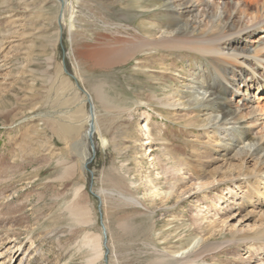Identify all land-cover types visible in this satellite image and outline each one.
<instances>
[{
    "label": "rangeland",
    "instance_id": "obj_1",
    "mask_svg": "<svg viewBox=\"0 0 264 264\" xmlns=\"http://www.w3.org/2000/svg\"><path fill=\"white\" fill-rule=\"evenodd\" d=\"M221 1L211 0L217 11ZM69 2L62 7L60 0H0V264H38L41 256L50 264H86L89 250L81 242L87 238L102 243L103 257L96 264H160L162 253L183 257L201 245L217 243L235 250L214 249L194 264H264V150L255 154L256 146L250 148L242 140L241 123L213 118L218 114L213 105L201 109L207 94L195 109L158 103L175 88L183 95L195 87L201 92L210 72L207 62L190 51L136 53L118 62L120 44L133 42V36L154 22L163 25L162 11L144 12L136 8V0ZM254 10L249 6L245 15ZM221 19L209 26L222 25ZM231 19L238 26L247 22L241 19V24L232 12L227 23ZM4 34L10 36L7 43ZM260 34L264 28L242 36L240 50L262 41ZM240 75L237 70L235 78L228 75L234 82L230 89H244ZM256 84L258 95H264V80ZM95 85H102L119 108L101 106ZM83 98L89 99L81 105V114L93 107L94 151L85 124L71 137L61 136L55 122L44 116L54 113L61 116L59 121L77 122L83 114L68 119L66 112L74 115ZM227 98L232 109L243 103L236 93L229 92ZM250 109L241 107L240 112L247 121L254 119L249 129L259 134L264 107L258 120ZM196 113L205 120L211 115L213 121L199 127L193 122ZM145 118L149 125L139 133ZM145 132L152 145L144 144ZM232 147L242 148L241 154L234 155ZM175 160L183 172L172 170ZM155 171L161 174L156 181ZM209 173L224 177L211 183ZM145 176L158 191L171 193L166 202L146 197ZM196 176L204 184L202 190L191 183ZM115 190L133 195L146 208L125 204L110 195ZM77 202L86 208L88 224L69 216L68 208ZM100 221L105 226L106 261ZM120 223L130 230L121 229Z\"/></svg>",
    "mask_w": 264,
    "mask_h": 264
},
{
    "label": "bare ground",
    "instance_id": "obj_2",
    "mask_svg": "<svg viewBox=\"0 0 264 264\" xmlns=\"http://www.w3.org/2000/svg\"><path fill=\"white\" fill-rule=\"evenodd\" d=\"M60 1L62 2L60 3L62 4V7L68 6L70 4L69 0H60ZM226 1L222 0L220 2L221 5L220 11H217V8L213 7L211 0L210 1L209 0H174V1L144 0L141 3L139 2V0H136L135 2L136 8L138 7L139 9H143L144 12L160 10L162 11L161 13L165 17L166 21L162 22L163 25L154 22L153 23L154 25L152 27L146 26L147 28L145 27L146 31L144 32L146 35L143 33L140 35L137 34L136 36L133 37L131 36L132 38L131 37L130 38L131 41L133 42L126 43L124 41L125 44L118 43L117 45L119 44L123 45L122 49L118 54V59H119L118 62L121 59L126 60L129 57H135L134 55H136V53H140L141 55L144 56H150L151 54L154 53L155 54L158 53L159 55H161V51L167 53L174 51H190L200 55L201 58H204V60L207 62L210 70V72L206 75V80L204 78L205 87L203 86V88H201L202 91L200 92V90H198V88L195 87V89L192 88L191 90L189 89L190 92L188 94L183 95V93H180V90H176L175 88L172 91L170 90L171 94L168 96L166 100H164L163 102L160 101L158 103L169 105V107H176V105L179 106L182 105V108L185 107L186 105L188 107H190L189 105H192L191 107L194 108L195 104L197 103L199 104L200 103L199 100L204 99V97L207 94L205 100L203 101V103H201V107H202L201 109H203L204 107L208 109L209 106L213 105L215 107L214 111L218 113L217 115L215 114L216 116L214 115L213 118L214 117L217 118L218 116H220V121L223 122L224 124H228L230 123L229 121H232L231 124L241 123L242 126H245V128L239 127L241 138L242 140L248 142L250 148L254 145L256 146V148H254L256 154L259 153V151L264 150V133L262 134V132H264V124L259 127V131L261 134L252 133L249 127H251L252 126L251 124H253L255 121L254 119L247 121L246 116L240 112V108L241 107L247 108V106H250L251 108L250 115L256 116V120L259 119L257 118L258 115L259 116L263 115L259 112H261V109L264 107L263 106L264 101L261 102L264 99V95L263 94L258 95L259 85L256 84V81L259 78L264 80V35L260 34V39L262 37V41H260L255 46L252 44L254 47L252 46L251 48L240 50L238 43L241 40L240 38L242 36H250L258 29H260V32H263L264 0H230V2H226ZM249 6H254L255 10L254 12H252V15H245V11L249 8ZM231 12L234 13V15L236 14L238 18V22H241V24L244 19H247V22L244 25L238 26L235 24V21L234 20L232 21L231 19V22L227 23V21L231 17ZM215 18H218V20H220L221 18L224 19V20L221 19V21L223 22L222 25H218L216 27L209 26L213 23V20ZM69 20H70V28H71L73 27V20H74L72 12H70L69 14ZM141 26L144 25L141 24ZM153 29L155 30V33H153V35L151 36L150 32H152ZM2 37L6 39V43H7L9 39L8 37L10 36L4 34ZM236 70L238 71V74H241L240 75L241 77L239 78V83H242L244 88L243 90H240L239 86H236L233 90L230 89V84H233L234 82L232 81V79H229L228 75L231 74L232 77L235 78ZM160 72L166 73L165 70L162 71L160 70ZM63 78L64 77H62V79ZM61 82L65 84L64 82L66 81H61ZM183 87H186V84ZM251 88L254 89L257 88V91L255 93L253 91H248V89ZM93 90L95 96L102 104L101 106H103L105 109L119 108L117 104L113 103L104 94L105 91L103 90L102 85H95ZM229 92H231L233 96L235 93L237 96H240L238 102L239 101L243 102L241 103L240 107L238 105L234 109H232V107L230 106L229 99L227 98V94ZM184 98L186 99L183 100ZM179 99H181L182 101L177 102L179 101ZM64 101L62 103H64ZM83 104H84V98L81 99L80 106L77 108V111L75 110L74 115L70 113L68 115V111L66 112L68 119L77 118L78 113H80V115L83 114L81 116L82 118L77 120V122L72 121L71 123L70 121L68 122L59 121L58 119L61 116L59 115L60 117H55L53 115L54 113L53 114L45 113L44 116H47L48 118L50 117L52 121L55 122L56 125L55 129L57 133L61 136L71 137L73 134H75L78 131V129L82 126V124L86 125V130H87L89 123L93 125V134H94V132H96L97 130L94 118L92 116L94 112L91 114L88 111L84 112L85 110L81 108V105ZM82 110H84L83 111L84 113L81 114ZM65 111L63 113H65ZM195 115L196 116L193 119V122L196 123V125L199 127H205L206 125L210 124L209 122L213 121L212 119L210 120L211 115H208L207 117L208 119L206 120L201 119L200 118L201 115H199L198 113H196ZM145 120L146 121L143 124L144 125L143 128L140 129L139 127V131H138L139 133L145 131L146 129L144 127L149 125L150 121L147 118H145ZM86 130H85V134H86ZM145 135H147L148 138L144 140V144L152 145V141L150 139V136L148 135V132ZM227 144L228 143H225V145ZM146 149L147 152L152 151L151 147H146ZM241 149L242 148L232 147V150H234V155H240ZM168 154L171 155V153ZM168 154L165 156L168 157ZM150 157L151 155L149 154L147 158L150 159L149 160L150 167L152 169H155V164L152 162L153 159ZM175 163L176 164L174 165V168H172V170L176 172H183L182 168L178 166L179 165L178 160H175ZM155 172L156 173L154 180L156 181L159 179L158 177H160L161 174L159 173V171H155ZM64 173L65 175L70 174L71 173L70 168H66L64 170ZM209 175L213 176L211 177V181H212L211 183L217 182L218 180H220V178L224 177V176H219V177L214 176L215 175L214 173H209ZM199 177L200 176L194 177L191 183L195 188L202 190L204 184L200 180H198ZM143 182H144L143 186L146 187V192H148L149 190L148 193L149 195H146V197L151 202H153V200L155 199H159L161 202L164 200V202H166V200L170 198L168 196H170L171 193L169 191H161V190L158 191V189L155 188L150 177L145 176ZM173 187L175 189L179 188V186L177 185ZM104 192L105 190L102 189L101 193L103 194ZM173 192L175 191L173 190ZM110 195L117 196L122 202H124L125 204L127 203L128 205H132L135 207H140V206L143 207L144 205L141 200L135 198L133 195L125 194L118 190L112 191ZM144 206L146 208V205ZM162 207L165 208L166 206L163 205ZM156 210L157 209H153L152 212H155ZM68 214L75 223L78 222L81 224H88L91 221L90 218H88V212L86 211V208L83 205H81L80 202H77L76 204H72V206L68 208ZM120 228L128 229V227H126L123 223H120ZM125 231L123 230V232ZM101 245L102 243L100 244L96 238H87L85 241L81 242V246H85V248L89 250V253L85 259L86 264H96L100 261L101 257H103V250L101 248ZM222 245L223 244L220 243L214 244V246H210V247L208 245H201L197 250L191 251L183 257L177 256L179 252L175 253V255L173 256H171L169 253L166 252V253H162L160 255L161 257L159 256L160 258L158 259L160 260V264H194L198 260L204 261L206 259V256H208V254L214 249L219 248L217 253L220 252L226 253L228 250L230 251V249L235 250V248L231 247L229 244L228 246L225 247ZM182 250L185 249L183 248ZM43 263L50 264V261L47 260L46 257L41 256L38 264H43ZM150 264H156V261H152L150 262Z\"/></svg>",
    "mask_w": 264,
    "mask_h": 264
},
{
    "label": "water",
    "instance_id": "obj_3",
    "mask_svg": "<svg viewBox=\"0 0 264 264\" xmlns=\"http://www.w3.org/2000/svg\"><path fill=\"white\" fill-rule=\"evenodd\" d=\"M64 69V72H66L67 73V71H66V69L65 68H63ZM76 88L78 89V90H80L84 95H87L86 93V91L84 90V89H82L78 84H76ZM85 101H88V99H86V100H84V102ZM88 112L91 114V113H93V107L90 105L89 106V108H88ZM86 136H87V139L89 140V143H90V145H91V149H92V151H94V144H93V125L91 124V123H89V125H88V129H87V132H86ZM90 160L91 159H88L85 163H84V166H86V164L88 163V162H90ZM101 222V226H102V228H103V236H104V238H103V246H104V258H105V261H106V254H107V247H106V237H105V226H104V224L102 223V221H100Z\"/></svg>",
    "mask_w": 264,
    "mask_h": 264
}]
</instances>
